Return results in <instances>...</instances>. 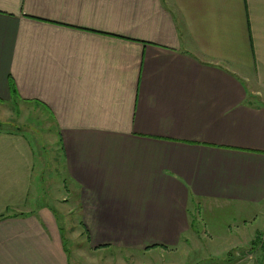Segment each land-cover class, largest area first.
Wrapping results in <instances>:
<instances>
[{
    "label": "crops",
    "instance_id": "0c3cea01",
    "mask_svg": "<svg viewBox=\"0 0 264 264\" xmlns=\"http://www.w3.org/2000/svg\"><path fill=\"white\" fill-rule=\"evenodd\" d=\"M4 102L41 107L67 179L0 131V264H181L193 205L264 209V0H0Z\"/></svg>",
    "mask_w": 264,
    "mask_h": 264
},
{
    "label": "rangeland",
    "instance_id": "374dc122",
    "mask_svg": "<svg viewBox=\"0 0 264 264\" xmlns=\"http://www.w3.org/2000/svg\"><path fill=\"white\" fill-rule=\"evenodd\" d=\"M1 130L22 131L34 148L40 181L46 174L51 175L56 183L67 179L65 153L62 149L60 133L54 124L49 125L47 123V116L42 114L41 107L14 102L0 103ZM40 168L44 169V172ZM45 182V180L41 182L43 184L41 187L44 186ZM62 194L65 195L63 189L58 192L59 196ZM62 204L63 202L59 204L53 199L41 201V206H49L55 211L57 220L61 225L63 213L68 214L65 211L62 213ZM199 207L193 205L190 208L196 240H191L188 248L179 249L175 261L178 260L181 264H231L230 253L233 251L244 252L247 248V242L252 240L256 232L264 230V209L262 208L248 209L237 205H212L210 207L203 204H199ZM77 222L79 227L80 220L78 219ZM72 223L70 224L69 238L71 237ZM66 242L71 254L80 247L78 238L73 237L67 239ZM253 245V253L251 256L248 255L247 261L257 264L261 262V256L258 254L257 257L255 251L256 249L260 250V245L264 246V235L261 234ZM117 256L116 254L113 255V257ZM236 257L238 260L239 257ZM136 258L143 262L142 264H147V259H141L139 256ZM171 260L169 256L162 258L164 262H171ZM232 261H234L233 258ZM82 262L84 263V261ZM152 264L159 263L154 262Z\"/></svg>",
    "mask_w": 264,
    "mask_h": 264
},
{
    "label": "trees",
    "instance_id": "16d2710c",
    "mask_svg": "<svg viewBox=\"0 0 264 264\" xmlns=\"http://www.w3.org/2000/svg\"><path fill=\"white\" fill-rule=\"evenodd\" d=\"M13 98H15V97H13ZM262 247V249H263V252H264V246H261Z\"/></svg>",
    "mask_w": 264,
    "mask_h": 264
}]
</instances>
